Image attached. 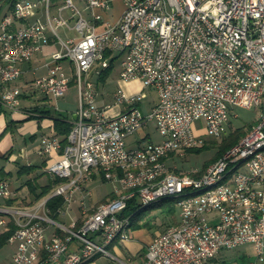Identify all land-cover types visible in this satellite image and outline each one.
Returning a JSON list of instances; mask_svg holds the SVG:
<instances>
[{"label": "built area", "instance_id": "2783aa9c", "mask_svg": "<svg viewBox=\"0 0 264 264\" xmlns=\"http://www.w3.org/2000/svg\"><path fill=\"white\" fill-rule=\"evenodd\" d=\"M52 0H13L8 13L0 19V101L12 113L20 110L22 88L13 81L22 73V65L48 41L46 30L52 32L57 44L47 63L45 74L34 77L29 85L46 96H63L73 83L78 91L76 117L63 142L57 134H43L37 153L51 156L44 170L58 179L48 197L60 195L67 206L76 191L82 192L81 208L85 206L83 171L92 164L112 163L116 173H102L117 188L124 182L150 180V191L134 192L118 198L87 220L82 233H73L75 223L56 221L45 202L30 207H5L0 214V235L14 228L7 242L16 245L11 264H26L35 256L36 248L48 247L43 264H77L90 260V255H111L104 249L105 237L118 234L119 221L124 219L130 202L134 205L154 194L178 192L209 182L227 171L236 157L252 150L255 141L264 138V123L255 133L239 142L227 154L226 164H213V172L194 178V169L183 171L186 181H165L156 186L158 170L176 169L167 163L152 165L138 175H120L117 160L137 163L139 159L159 153L165 144H183L189 138L202 139V133L223 135L234 106L258 108L264 113V98H258L260 82H264V0H123L124 9L118 21L97 29L102 19L99 8H110L111 0H82L91 13L86 17L74 0H63L55 14L50 13ZM44 6L46 19L39 17L20 26ZM64 10L68 13L64 14ZM147 26L158 29V36L147 33ZM60 28L74 30L75 36L62 35ZM125 53L120 61L123 80L139 78L144 86L153 87L157 100L142 112L138 103L146 96L144 90L127 94L114 93L115 102L98 103L95 84L88 79L94 68L101 73ZM232 53V60H224ZM72 67V79L64 72L63 61ZM120 106L114 114L113 106ZM26 113L34 114L32 110ZM236 116V115H235ZM154 122L162 140L131 146L128 138L148 122ZM202 121V122H200ZM146 139V135L143 137ZM182 155V154H180ZM74 178L72 191L59 192V184ZM13 189L0 179V196H11ZM242 198L254 199V206L242 208ZM227 200H237V208H228ZM179 217H186L185 226L178 221L156 234L147 246L141 264H205L221 248L252 243L259 254L264 252V153L256 163L241 169L222 190L208 192L193 201L175 202ZM59 208V209H60ZM57 231L54 243L42 245L48 225ZM67 233L65 242H56V235ZM78 240L79 245L71 244Z\"/></svg>", "mask_w": 264, "mask_h": 264}, {"label": "crops", "instance_id": "0c3cea01", "mask_svg": "<svg viewBox=\"0 0 264 264\" xmlns=\"http://www.w3.org/2000/svg\"><path fill=\"white\" fill-rule=\"evenodd\" d=\"M62 1L63 0L51 1L49 10L51 14L56 13L57 6L61 4ZM74 1L83 9L84 15L90 18L91 13L84 8V2L82 0ZM12 2L13 0H0V19L8 13L12 6ZM123 9V0H111L110 8L105 11L96 8L95 11L100 12L102 15V19L96 24L97 29H102L108 23L118 21L122 15ZM63 12L64 14L68 13L67 10H64ZM36 17H39L43 21L46 19L43 5H39L36 8L34 16L27 17L23 22L15 21L13 26H20L26 22L34 20ZM59 31L62 35H76L74 30L66 28H60ZM46 34L48 36V41L42 44L40 50L36 52L31 60L22 65L23 70L21 75L13 81L14 85L22 88L20 110L12 113L4 107L0 101V179L5 180L9 184V187L14 191L11 196H0V214L1 209L5 207H30L36 203L45 202V198L48 197V194L57 182L53 183L50 191L40 199L34 200L33 194L35 191H40V188L43 185H46L53 180L50 175L45 172L44 168L50 159L58 156V153H53L51 156L38 154L37 148L39 139L43 134L53 133L57 134L62 139L63 136L59 135L55 129V119H66V121L70 122L72 125V121L76 117L77 107L74 111H70L68 114H63L57 109L54 110L47 105V102L56 98L50 95L46 96L29 85V82L34 77L46 73L47 63L50 61L52 53L57 48L52 32L47 29ZM65 63H67V66L72 70L70 63L66 60ZM58 98L59 97H57V99ZM98 103L101 104L104 102L98 101ZM114 107H116V110H114L113 113H110L109 109L108 113L114 114L120 109V106H113L112 108ZM27 110H32L34 114L26 113ZM143 128L144 127L137 131L139 133L135 137H132L131 135V138H128V144L133 146L137 143H143V141L148 138V133H144L146 139L143 138ZM175 154L176 153H171L166 157V162L168 158H173ZM27 167H30V169L27 170ZM21 168L22 171L20 170ZM25 175L26 177L23 178ZM43 175H47V180L39 183V179L42 178L41 176ZM104 181L106 180L102 178L101 174L94 173L92 177L85 182L84 191H88L84 198L87 211H91L98 203L105 201L112 196L113 189L103 197L92 196L95 185L98 182ZM81 195L82 192L76 191L73 195L72 201L67 206L62 208L59 207L60 209H57L55 217L60 214L61 217L68 222L67 224L81 222L84 217L81 208ZM149 207H146L145 209ZM174 207V211L168 210V207L166 206L148 209L147 212H149L150 215L155 211L160 210L161 212L168 214L169 218L165 222H160L154 225L150 221L148 214L144 213L142 217L139 218L138 224L134 226L131 225L127 231L126 238H116L108 245L107 248L111 255L98 254L81 264H141L147 246L152 238L159 232L163 231L167 225L178 221V208L175 204ZM48 213L50 214L49 209ZM9 226H14L13 221L10 218ZM56 231V225H48L45 230L46 238H50V236ZM6 243L7 257H4L0 261V264L12 263V255L15 251L16 245L10 242ZM78 245V240H74L71 244L72 248H76ZM45 264H59V262H48ZM205 264H264V252L259 256L254 245L247 242L233 248L219 249L212 258L206 261Z\"/></svg>", "mask_w": 264, "mask_h": 264}, {"label": "bare ground", "instance_id": "6f19581e", "mask_svg": "<svg viewBox=\"0 0 264 264\" xmlns=\"http://www.w3.org/2000/svg\"><path fill=\"white\" fill-rule=\"evenodd\" d=\"M147 33H150L151 36H158V29L154 26H147ZM121 61H125V53ZM224 60H232V53H224ZM258 98H264V82H260V91H258ZM264 123V113H260L257 117L256 122L252 127L248 128L242 136L234 143L232 146L225 151L224 154H221L214 162L206 165L202 169H194V178H202V176L207 175V172H213V164H226L227 163V154L232 153V148H238L239 142L248 138V135L255 133L258 130V125ZM221 135H216L220 137ZM202 145V139L199 138H189V140L183 141V144H165L162 148L159 149V153H151L149 157H144L139 159L137 163H127V160H117V168H120V175L132 176L138 175L142 171H148L150 166L159 165L166 163V157L171 153L178 152L183 154V152L189 147H197ZM264 153V138L257 140L252 144V150H246L245 153L236 157V160L232 161L230 168L227 171L220 172L216 175L215 178L209 180V182L196 183L195 187L190 189H182L178 192H167V193H158L154 194L153 197L144 198L141 202H138L136 205L145 206L150 205L156 202L159 199L164 197H173L176 198V202L179 201H193L195 198H200L208 192L220 191L223 188V185H226L228 182H232L233 178H236L239 170L246 169L249 163H256L259 158L262 157ZM116 173V166L112 163L105 164H92L91 168L83 171V178L90 179L95 173ZM186 181V174H180L174 169H161L158 170V178H156V186H164L165 181ZM74 188V178H66V181L59 184V192L72 191ZM150 191V180H140L138 182H124L120 184L117 188H113L112 196L99 203L91 212H89L86 217L82 220L80 225L75 223L73 226V233H82L85 230V224L87 220H94L98 217V214H101L106 208H109L111 204L118 198H127L133 196L134 192H148ZM254 206V199L251 198H242V208H251ZM228 208H237V200H227ZM87 211V210H86ZM89 211V210H88ZM85 215V214H84ZM76 222V221H75ZM133 223L132 214H126L124 219L119 221V232L127 233L129 228ZM186 217H179L178 226H185ZM118 238V234H110V237H105L104 240V249H108L107 246L114 239ZM67 240V233L56 235V242H65ZM54 243V236L50 238L42 237V245H51ZM44 251L45 255L48 256V247L39 246L35 250V256L32 257L30 262L26 264H38L41 252ZM96 255H90V259ZM46 259V258H45ZM86 261H78L77 264H81Z\"/></svg>", "mask_w": 264, "mask_h": 264}, {"label": "rangeland", "instance_id": "374dc122", "mask_svg": "<svg viewBox=\"0 0 264 264\" xmlns=\"http://www.w3.org/2000/svg\"><path fill=\"white\" fill-rule=\"evenodd\" d=\"M123 57H124L123 53H118V59L114 61V65L112 67V70L109 71L106 75L98 73L93 68L87 75L88 79L90 81H92L95 84V86L97 84V86H96L97 97L96 98L98 101H102L104 103H110V104L114 103L115 102L114 93L119 91V90L127 92V93H133V92H138L140 90H144L146 92V96L138 103V107L142 112H146L150 109L151 105L157 100L156 91L153 87L144 86L142 81L139 78H134V79H130V80H123L120 77L119 72H120L121 67H120L119 62L123 59ZM63 65H64L65 74L68 77H71V79H72L73 72H72L71 68L69 66H67V63H65V61H64ZM47 105L54 110H56V109L59 110L63 114H68L70 111H74L78 105L77 88L74 86L73 83H71L70 87L68 88V90L66 91V93L63 96H60L58 99L56 98V99L49 100V102H47ZM114 110H116V107L110 109L109 111H110V113H113ZM231 111L236 116L235 115L230 116L229 124L228 123L226 124V126H225L226 130L222 136L213 137V136H210L208 134L202 133V135L204 137V143L198 147H192V148H197L196 150H190L188 148L183 152L182 155H180L178 152H175L176 154L174 155V157L168 158L167 162H166V160H165V162L167 164H169L170 166L176 165V169H174V170L176 172L184 174V172H182V170L183 171H190L193 168H198V169L203 170L206 167V165L214 162L219 157H221V154H224L225 151L227 149H229L232 145H230V147H228L226 150H224L219 156H217L213 160L209 161L217 153L218 149L222 145L223 136L225 134H227L231 129H235L238 127H244L245 130H247L248 128H250V127H248V126H250V124L253 125L256 122L258 114H259V109L254 108V107L245 108V107L234 106ZM200 122H202V121H200ZM142 130H143V136H144V133L149 134L148 138L143 141L144 143L148 142L149 140L154 142V143H158L162 140V136L157 131L154 122H152V121L148 122V124H146ZM138 133L139 132H136L134 135H132V137H135ZM24 177H26V175L23 176V178ZM41 177L42 178L39 179V183L47 180V175H43ZM14 182H17V181H14ZM15 184H17V183H15ZM112 189H113V184L111 182H109V181L98 182L95 185V189L92 192V196L93 197H103V196H105V194L107 195ZM170 198L171 197H169L168 199H170ZM163 200L164 199H159L156 202H154L150 205H147L146 207H149L153 204H158L160 201H163ZM156 208H159V207L157 206ZM86 210L87 209H82V213L85 214L84 217H86V215L92 211V210L91 211H86ZM142 210H144L145 213L148 214L150 221L154 225L158 224L160 222H165L169 218L168 214H166L165 212H161L160 210L155 211L151 215L149 214V212H147L146 209H142ZM136 216L133 218L134 220H135ZM84 217H83V219H84ZM54 219L58 222H64L65 224L68 223L64 218L61 217L60 214L57 217H55ZM62 234H64V233H62ZM4 257H7V243L0 245V261Z\"/></svg>", "mask_w": 264, "mask_h": 264}, {"label": "trees", "instance_id": "16d2710c", "mask_svg": "<svg viewBox=\"0 0 264 264\" xmlns=\"http://www.w3.org/2000/svg\"><path fill=\"white\" fill-rule=\"evenodd\" d=\"M112 67H113V64L111 63L109 65V67H107L105 70H103L101 72V74L103 75H106L109 71L112 70ZM55 129L57 131V133L59 135H62V141L65 142L66 141V135L67 133L69 132V129L71 128V124L70 122L66 121V119H63V118H56L55 119ZM253 125L250 124V126L248 127H252ZM245 128L244 127H238V128H235V129H231L227 134H225L223 136V143L222 145L220 146V148L218 149L217 153L209 160H213L214 158H216L217 156H219L224 150H226L228 147H230V145H232L233 143L236 142V140L242 136V134L245 132ZM222 136V135H221ZM198 147V146H197ZM188 149V148H187ZM190 150H196L197 148H192V147H189ZM208 163V162H207ZM30 169V167H27V170ZM22 171V168L20 169ZM183 174V173H182ZM104 179V178H103ZM58 179H53L50 183L46 184V185H43L41 188H40V191L38 192H34L33 194V197H34V200H38L40 199L42 196L46 195L53 183L57 182ZM169 197H164L163 201H160L158 204H153L151 205L149 208H147L146 210L148 209H151V208H155V207H159V206H166L168 207V210L170 211H174L175 207H174V204L176 202V198H173L171 197L170 199H168ZM63 204V198L62 196L60 195H53V196H50L47 198L46 200V205L50 211V215L55 218L56 214H57V209L59 207H61ZM147 205L145 206H137V205H134V199L133 201L130 202V205L128 206L127 208V211H125L126 214H129L131 215L132 214V217L134 218L136 215V218L135 220L133 219V223H132V226L138 224V220L139 218L142 217V215L145 213L144 210L142 209H145ZM82 222V221H81ZM81 222H78L77 224L80 225ZM14 228V226H11L10 229L6 232H4L3 234L0 235V245L4 244L7 242V238L11 232V230ZM46 258V255L44 253V251L41 252V255H40V259H39V263L38 264H43V259Z\"/></svg>", "mask_w": 264, "mask_h": 264}]
</instances>
